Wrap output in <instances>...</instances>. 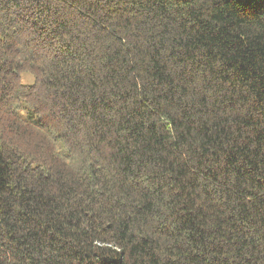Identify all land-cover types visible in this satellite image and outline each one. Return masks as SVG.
Returning a JSON list of instances; mask_svg holds the SVG:
<instances>
[{"label":"trees","instance_id":"1","mask_svg":"<svg viewBox=\"0 0 264 264\" xmlns=\"http://www.w3.org/2000/svg\"><path fill=\"white\" fill-rule=\"evenodd\" d=\"M0 264H264V0H0Z\"/></svg>","mask_w":264,"mask_h":264},{"label":"rangeland","instance_id":"2","mask_svg":"<svg viewBox=\"0 0 264 264\" xmlns=\"http://www.w3.org/2000/svg\"><path fill=\"white\" fill-rule=\"evenodd\" d=\"M23 81H24V83H32L33 82V78L31 77V76H29V75H24L23 76Z\"/></svg>","mask_w":264,"mask_h":264}]
</instances>
